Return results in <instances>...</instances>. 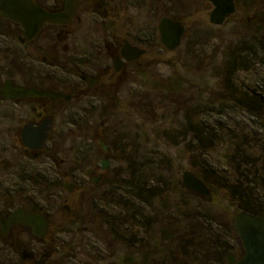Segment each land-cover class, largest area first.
I'll use <instances>...</instances> for the list:
<instances>
[{"label": "rangeland", "instance_id": "obj_1", "mask_svg": "<svg viewBox=\"0 0 264 264\" xmlns=\"http://www.w3.org/2000/svg\"><path fill=\"white\" fill-rule=\"evenodd\" d=\"M90 1L75 36L98 46L127 40L146 53L108 87L48 107L53 131L37 156L20 138L31 106L0 102V211L31 207L50 221L44 240L26 227L0 230V264H37L45 254L44 264H235L239 208L224 186L239 185L264 210L255 183L264 177V53L242 47L264 24V0H235L222 26L210 23L207 0ZM164 17L185 27L175 52L160 40ZM18 35L0 18V88L23 81ZM185 171L221 184L211 205L180 190ZM197 209L208 223L191 219ZM24 252L34 258L23 261Z\"/></svg>", "mask_w": 264, "mask_h": 264}, {"label": "flooded vegetation", "instance_id": "obj_2", "mask_svg": "<svg viewBox=\"0 0 264 264\" xmlns=\"http://www.w3.org/2000/svg\"><path fill=\"white\" fill-rule=\"evenodd\" d=\"M35 1L37 5L52 14L62 13L66 7V0ZM91 1L96 2L98 0ZM83 4L84 0H77L76 12L70 21L66 24L45 23L38 35L32 40H28L24 36V30L20 24L3 19L0 16L3 21L11 23L16 27L19 33L16 37L17 45L26 58V63L24 64L25 71L23 72L24 75L21 74L23 77L19 76L23 81H18V78L16 79L17 76L5 80L0 88V102L10 103L16 107H21L19 105L24 104L31 106L30 108L33 117L21 129L20 138L25 150L34 153L36 156L46 149L53 131L55 120L50 113L46 112L48 107L59 105L61 103H71L74 100L78 101L79 99L81 100L82 98L89 96L91 92L98 88L108 87L107 85L113 83L121 74H124L129 66L137 63V61L141 59L139 58L128 62L123 58L121 50L124 47L125 42H128L133 47L141 49L139 46L133 45L127 40H125L120 47L114 42L113 37H110L108 43L101 41V45L98 46L99 41H96L95 39L75 36L73 31H71V28L78 26L81 27L83 22L80 12ZM108 30L109 32H112V27ZM98 52H102L101 55H111L112 60L110 64H106L98 59ZM37 60L41 61L40 64L42 66H39L36 63V70L32 67V64H35ZM116 61L121 67L120 70H116ZM107 75H109V77L106 81ZM9 81L14 88L23 87L41 92L60 94L64 97L57 100H51L49 97L17 98L9 100L1 95L4 87ZM45 122L50 123V132L48 133V138L45 141L43 149H28L24 145L22 138L24 128L29 125L38 128ZM101 178L102 175L97 176L92 180V183L95 184L94 181L96 180L98 182ZM28 210L31 209L28 208ZM1 214L3 217H7L10 213L3 214L1 212ZM18 226L26 227L16 225L12 227V229ZM46 255V259H48V254Z\"/></svg>", "mask_w": 264, "mask_h": 264}, {"label": "water", "instance_id": "obj_3", "mask_svg": "<svg viewBox=\"0 0 264 264\" xmlns=\"http://www.w3.org/2000/svg\"><path fill=\"white\" fill-rule=\"evenodd\" d=\"M213 6L209 13L210 23L215 26H222L237 11L235 0H207ZM77 0H66V7L62 13L52 14L37 5L35 0H0V16L3 19L13 21L22 26L24 36L28 40L35 38L45 23L66 24L72 19L76 12ZM160 40L165 49L175 52L182 44L185 35V27L179 21L164 17L158 26ZM145 50L131 46L125 42L121 50L123 58L134 61L142 57ZM116 70L121 67L115 62ZM1 95L9 100L17 98L49 97L51 100L63 98V95L49 92H41L34 89L14 88L12 83L7 82ZM50 132V123L45 122L35 128L29 125L24 128L22 138L24 145L30 150H41ZM100 146L104 153H108L107 145L100 139ZM102 170L109 167L105 157L101 162ZM97 181L95 180L94 183ZM182 189L188 191L192 196H200L207 199L212 197L210 188L194 172L185 171L182 174L180 183ZM22 225L29 227L33 235L44 240L47 238L50 228V221L41 213L25 209H15L7 217L0 212V230L3 236H9L12 227ZM233 229L237 233L238 242L243 248V254L235 264H264V216L254 215L245 211H239L235 215ZM46 254L37 264L46 262ZM33 253L24 252L21 259L32 260Z\"/></svg>", "mask_w": 264, "mask_h": 264}, {"label": "trees", "instance_id": "obj_4", "mask_svg": "<svg viewBox=\"0 0 264 264\" xmlns=\"http://www.w3.org/2000/svg\"><path fill=\"white\" fill-rule=\"evenodd\" d=\"M261 21H262V19H260V22ZM259 29H260V32L257 35L255 34V36H253L252 39L249 40L247 43H243L244 45L242 47H243L244 51H246V52L247 51L248 52L253 51L254 52V50L257 49L258 51L264 53V24H262V26L259 27ZM235 152H237V151L235 150ZM226 156H227L228 161L234 160L236 158L234 155L231 156V155L227 154ZM247 158L252 159V157L249 155H247ZM199 177L210 188L211 195H212V197L210 199L200 197V196H192L188 191H186L184 189L182 190L181 188H180V190L184 191L189 198L199 200V201H203V202L211 205L215 201L216 192L221 187L220 186L221 184H218L217 181H215L213 179L212 175H209V174H205V173L202 174L201 173V174H199ZM255 183L258 185L259 192L264 197V177L260 181L257 180ZM224 188H227L231 191V194L228 196V198L231 201H233L234 203H236V206L239 208V211H245L247 213H251L254 215L264 216V210L260 209V207L258 206V203H257L258 201H256V203H254L252 200L247 201L246 199H244V197H246V194L244 193V191H242V189L239 185H226V186H224ZM29 209L39 212V210H37L35 208L30 207ZM194 213L195 214L192 213L193 216H191L192 220L202 221L204 223H208L207 218L205 216H203L204 218H202V215L204 213H203V211H201V209H199V210L197 209ZM200 214H201V216H200ZM196 226H197V224H196ZM26 228H28V227H26ZM231 232L233 233V235H235V237H238L237 233L235 232V230L233 228L231 229ZM216 243L219 247L218 241H216L214 243L215 246H216ZM239 248H240L239 250L241 251V253H243L242 246Z\"/></svg>", "mask_w": 264, "mask_h": 264}]
</instances>
